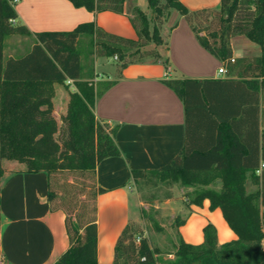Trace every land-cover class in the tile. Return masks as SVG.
<instances>
[{"label":"trees","instance_id":"trees-1","mask_svg":"<svg viewBox=\"0 0 264 264\" xmlns=\"http://www.w3.org/2000/svg\"><path fill=\"white\" fill-rule=\"evenodd\" d=\"M69 1L93 12L124 10V0ZM14 2L0 0V165L16 160L23 164L22 171L46 173L50 208L64 212L69 241L53 264H98L95 201L104 188L95 183V168L120 150L114 140L118 125L110 126L93 112L96 97L113 82L91 79L95 57L116 55L117 76L130 63L161 58L167 48L160 30L165 14H172L170 29L183 16L226 74L238 79H166L183 101L184 144L159 167L131 169L132 180L135 186L177 183L190 188L184 193L186 215L175 219L176 228L185 222L191 205L201 206L207 199L209 210L220 209L235 237L218 243L212 223L202 228L199 243L184 241L176 231L168 252L172 257L159 259V249L127 223L115 242L111 264H264V168L257 171L264 159V130L258 118L264 95V0H220L218 9L196 10L180 0H148L151 17L137 6L131 11L136 38L108 32L93 21L66 31L37 32L32 38L16 20ZM235 35L258 44L259 55L233 57L230 39ZM10 36L28 37L12 55L6 54ZM85 42L91 58L83 64ZM234 82L240 83L237 107L224 102ZM56 84L68 90L60 123L53 114ZM63 172L88 176L89 181L61 188L58 175ZM250 184L255 188L249 189ZM82 194L93 206L79 200Z\"/></svg>","mask_w":264,"mask_h":264},{"label":"crops","instance_id":"crops-1","mask_svg":"<svg viewBox=\"0 0 264 264\" xmlns=\"http://www.w3.org/2000/svg\"><path fill=\"white\" fill-rule=\"evenodd\" d=\"M139 1L124 0L122 13L110 10L88 11L84 7L74 6L69 0H15L14 9L16 20L29 29L32 38H35L37 32L66 31L88 21H93L108 32L136 38L130 17L132 8L138 6ZM180 1L189 10L220 7V0ZM237 36L243 35H235L230 39L233 57L259 55V46L251 45L246 39ZM26 38L28 37L17 36L15 42L21 44ZM168 40L169 48H166L161 58L130 63L121 69L119 76L113 67L109 73L100 77V80L113 82L96 97L93 112L96 118L110 126L118 125L114 140L120 155L102 159L95 168V183L104 188L103 192L97 194L95 201L98 264H111L119 234L136 216L132 214V200L134 199L136 207L140 201L135 192L131 169L159 167L168 162L184 144L183 101L165 80L238 79L236 74L218 72V68L224 65L199 43L183 16L170 29ZM234 45L251 47L248 51L237 54ZM9 47L13 52L8 55L18 49L14 42ZM106 62L110 60L107 59ZM229 84L232 87L224 102L237 107L240 94L237 85L240 83ZM239 86L243 90L244 87ZM59 97L64 100V106L57 103ZM263 97L261 94L258 113L260 131L264 130ZM67 99L68 90L56 84L53 114L58 122L60 112L65 111ZM263 160L260 159L259 165ZM16 162L19 167H14L15 163L11 162L7 166L3 162L0 165V264H53L69 246L65 214L60 209L50 208L46 173L22 171L23 164ZM215 186L219 187L220 182L217 181ZM253 188L255 185L250 184L249 189ZM208 205L209 201L205 199L201 206H190L191 212L177 228L184 241H202L205 223L200 224L196 240L191 241L184 237L182 226L196 213L211 211ZM217 209L220 211L219 208L214 210ZM221 218L218 223L225 228L223 232L226 239L234 238L235 234L224 218ZM216 232L218 238L217 227ZM198 239L201 240L197 242Z\"/></svg>","mask_w":264,"mask_h":264},{"label":"rangeland","instance_id":"rangeland-1","mask_svg":"<svg viewBox=\"0 0 264 264\" xmlns=\"http://www.w3.org/2000/svg\"><path fill=\"white\" fill-rule=\"evenodd\" d=\"M147 2L148 0H140L137 7L141 8L148 17H151L152 13ZM171 19H173L172 14H165V16L162 17L160 23V25L162 26H160V30L166 40L167 49L169 48L168 38L170 32V26L168 25L171 23ZM239 37L246 39V41H248L251 45H255L258 47V44L252 42L251 40L243 36H237V38ZM16 38L17 36H10L6 39V43L8 45H11L14 42V44L18 46V48L22 47L19 42H15L17 40ZM249 47L251 46L245 47L234 45V50L235 53L242 54L245 51H248ZM89 48L90 46H88L86 42L81 45L80 57L83 64L87 63V58H91V55H88ZM9 52H13V50H11V47L6 49V54H9ZM107 59L110 60V62H106ZM107 59L106 57L101 56L95 57L94 77L91 78L95 82L100 79L101 75L104 76L105 73H109V71L116 66V58L112 57ZM61 86L63 87V89H66L63 85ZM70 86L73 87V85L69 84V89ZM63 102L64 100L62 99V97H59L57 103L64 106ZM61 114L62 113L60 112V115ZM10 162L15 163L14 167H19V164L16 162V160L3 161L5 166H7ZM58 177L60 178V186L62 185L61 188H65L68 186V184L71 183L76 184V182H78L79 180H84L85 182L89 181L88 176L82 177L80 175L72 174L69 172H63V174H59ZM187 189L188 188L181 187L177 183H174L172 185L159 183L157 185L145 184L142 186H135V192L137 193L140 202L138 207H136V205L134 204V199L132 200L131 210L132 214H136V216L131 220V224L132 226L139 229L144 235H146L150 239L151 243L156 246L157 249H159L160 253L157 255L159 259L170 258V254L168 252L172 251V241L177 238V228L174 221L176 218H183L187 212L184 206V193ZM168 191L171 192L172 196L166 198L165 193ZM83 195L84 194L79 196V200L86 202L88 198L84 199ZM87 202L89 203L90 207L92 204L90 205L89 200ZM221 217L222 214L218 209L216 211L213 209L205 214H203L202 212L196 213L182 226L184 237L190 241L196 240L195 236L196 233H198L200 224L205 223L206 225L207 223H212L215 228L217 227L218 230L217 241L220 243L227 241L226 235L223 232V229L225 228H223L218 223L220 222L219 219H222ZM228 227L226 229H228ZM178 235L182 234L179 233ZM200 240L201 239H198L197 242H199Z\"/></svg>","mask_w":264,"mask_h":264},{"label":"built area","instance_id":"built-area-1","mask_svg":"<svg viewBox=\"0 0 264 264\" xmlns=\"http://www.w3.org/2000/svg\"><path fill=\"white\" fill-rule=\"evenodd\" d=\"M113 57L116 58V55H114ZM218 72H219V73H223V72H225L224 67H219V68H218ZM67 82H68V83H72V79H71V78H68V79H67ZM262 168H264V160L260 163V165H259V169H258L257 171L260 172ZM138 240H139V238H136V241H138Z\"/></svg>","mask_w":264,"mask_h":264}]
</instances>
